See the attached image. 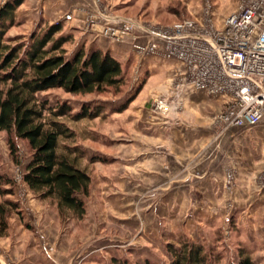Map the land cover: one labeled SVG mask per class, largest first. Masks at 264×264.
Listing matches in <instances>:
<instances>
[{"label": "crops", "instance_id": "obj_1", "mask_svg": "<svg viewBox=\"0 0 264 264\" xmlns=\"http://www.w3.org/2000/svg\"><path fill=\"white\" fill-rule=\"evenodd\" d=\"M94 7V0H24L16 12L21 25L9 35L26 37L62 22L63 29L68 31L65 34L80 35L79 47L85 43L88 50L99 48L114 59L132 55L128 42L113 44L85 32L87 14ZM67 14L72 19L65 22ZM157 59L161 58L139 62L145 69ZM178 65L174 66L179 69ZM170 87L160 84L156 95L172 97ZM179 96L181 108L172 102L165 119L152 115L144 102L131 103L123 116L121 156H112L121 159L122 185L106 178L102 184L91 183L85 199L86 215L77 227L71 220L59 222L55 215L48 216V208L39 200L23 198L21 218L9 219L7 234L0 236V264H71L75 256L83 257L84 264H94V258L109 257L113 248L108 242L117 239L121 243L118 249L136 247L151 251L157 249L155 242L172 240L177 235L198 243L207 240L208 228L227 213L235 224L234 237L252 247L255 264H264V191L254 166L242 164V149H237L239 158L235 159V188L229 197L222 196L227 141L233 138L236 143L250 130L229 131L217 149H212L210 118L224 109L225 98L208 97L192 88H184ZM107 144L113 148L116 143L111 139ZM6 154L8 157V150ZM150 188L155 195L146 203L141 195ZM7 199L17 201L14 196ZM138 231L141 235L132 234L131 239L130 234Z\"/></svg>", "mask_w": 264, "mask_h": 264}, {"label": "trees", "instance_id": "obj_2", "mask_svg": "<svg viewBox=\"0 0 264 264\" xmlns=\"http://www.w3.org/2000/svg\"><path fill=\"white\" fill-rule=\"evenodd\" d=\"M23 2L0 0V134L6 138L13 164L19 162L18 143L26 144L29 160L23 180L34 197L54 207L58 219L80 222L85 216L91 175L83 165L86 154L65 120L91 121L104 110L102 106L83 103L74 112L67 102L50 104L39 95L55 90L81 98L108 90L119 94L127 74L109 52L99 48L86 51L82 45L70 52L66 46L74 44V36L63 33L62 22L33 32L27 40L9 38V32L21 25L16 12ZM132 100L112 111L123 112ZM89 162L102 160L94 157ZM11 185L9 171H2L0 166L1 237L7 234L9 219L21 215L20 206L6 200L12 195ZM234 229L230 218L231 238H235ZM219 231L216 245L224 241L220 228ZM165 252L171 256L170 264H220L223 260L216 246L206 248L182 235L170 240ZM236 254L238 260L233 264H255L252 251L246 246L237 244ZM111 264L128 262L113 259ZM143 264L154 263L145 260Z\"/></svg>", "mask_w": 264, "mask_h": 264}, {"label": "rangeland", "instance_id": "obj_3", "mask_svg": "<svg viewBox=\"0 0 264 264\" xmlns=\"http://www.w3.org/2000/svg\"><path fill=\"white\" fill-rule=\"evenodd\" d=\"M4 1V0H2ZM6 1V0H5ZM104 8L111 11L115 15L119 16H127L130 18H135L141 20L142 22L150 23L155 26H169L173 25L177 22H181L183 20L188 19H200L202 16V11L207 0H97ZM212 5V18L213 22L216 27H221L224 20L232 14L238 6V0H209ZM44 30V29H42ZM68 31L63 29V33L65 34ZM86 32V31H85ZM88 33V32H86ZM90 34V33H89ZM12 35V34H11ZM8 35L9 38L14 39ZM26 37H23L24 40H27ZM74 44L70 46H66L67 49L71 52L74 51L77 47H79V40L80 35L74 34ZM85 46L86 51L87 45L83 43ZM120 55L122 59L116 57L117 60L121 65L123 70L126 72V84L125 86L121 87L119 90V94H115L113 90H108L106 93L101 95H92L87 97H74L71 95L64 94L61 91H49L47 93L40 94L41 99H47L50 104H54L57 101L67 102L69 105L74 107V112H77L79 109L80 104L86 103L90 106H102L103 112L99 118L94 120H83L78 123H71L67 120L65 122L68 124L70 128H72L76 134V142L79 146L84 150L86 156L83 161V165L87 167L90 175H91V183L94 184H102L106 181L104 179H108L114 184L122 185L121 176V159L115 160L112 159V156L115 157L121 156V148H122V140L123 138V116L125 112L129 109L131 103L135 100H138L137 104L144 102V105L149 106V109L152 115H159L160 118L165 119L168 113L164 115H160L153 111V104L157 98L164 99L167 101L170 106H172V102L179 108H181L182 103L180 102L179 93L173 91L172 80L173 76L175 75L176 71L180 70L179 63H171L169 61H165L162 59H157L154 61L153 66L148 68L146 66L145 69L142 68V64L139 62V58L134 55L133 53ZM138 59V60H137ZM121 60V61H120ZM142 60V59H141ZM138 62V63H137ZM179 64V65H178ZM179 66L177 69L175 66ZM171 74V75H169ZM169 80L171 82H169ZM162 84L163 86H170L172 91V97L163 96L158 97L156 95V88ZM133 99L126 107L123 112L117 113L112 110H116L120 108L122 105L127 103L129 99ZM172 98V99H170ZM169 112V111H168ZM218 113V112H217ZM216 114V113H214ZM210 118V132H211V141H210V148L217 149L219 142L223 140L225 134L221 137L220 140L217 141L216 136L213 134L211 129V119ZM111 139L116 143L113 148L110 144H107ZM20 147L19 153V162L18 164H13L9 157H7L6 153L8 147L6 145V138L4 135L0 134V165L2 171H9L11 178L13 177V170L17 166H24L29 160V151L27 146L23 142L18 143ZM222 146V144H221ZM237 149H242V164L245 162L251 163L256 171L261 174L264 171V119L262 123L250 129V132L247 133L245 138H239V141L235 143V139H230L227 141L225 147V157L223 161L226 162V167L224 170V181H223V188H222V196H230L232 191L235 188V176H234V186L231 189L226 188V172L232 171L235 174V168L237 167ZM98 158L102 160V162H96L90 164V159ZM236 159V160H235ZM243 166V165H242ZM107 177H106V175ZM258 175V177H259ZM93 177V178H92ZM103 180L101 182V178ZM166 181L165 183H167ZM259 183V180H258ZM12 195L16 197L17 203L20 206V209L23 204V198L32 200V198L36 199L33 194L27 192V186H13L11 185ZM155 190L153 188L147 189L142 195V201L146 203L149 202L150 197L155 195ZM27 192V193H25ZM101 193H99L100 196ZM33 196V197H32ZM20 198V199H19ZM6 200H8L6 198ZM38 200V199H36ZM137 201V200H136ZM40 202V201H39ZM44 207L48 208V216L55 215L57 217L55 208L52 207L48 202L42 203ZM86 200H85V215H86ZM149 212L150 209H145ZM22 216V211L20 218ZM85 217V216H84ZM15 218V217H13ZM19 218V219H20ZM58 218V217H57ZM230 216L227 215L225 218L220 219L219 223L213 226L211 229L208 228V238L207 240L199 241L198 243L203 244L206 248H211L216 246L217 252H219L223 256V260L220 264H233L236 263L238 258L236 254L237 244H242L249 248H252L249 244L241 241L239 238H231L229 230V221ZM84 219V218H83ZM228 220V221H227ZM59 222H65L70 220H60ZM73 221V220H71ZM83 221V220H82ZM82 221L76 222V227ZM141 223V222H140ZM114 232H117V228L115 226L111 227ZM219 228L223 232V242H220L216 245L215 240L218 238ZM120 232V231H119ZM86 232L84 233V235ZM120 234V233H118ZM140 236L141 231L131 233ZM220 234V233H219ZM187 238V237H186ZM133 239V237L131 238ZM138 238L134 239L137 241ZM120 240V239H117ZM115 240L116 242H108L109 246H111L112 252H110V260L109 257H97L93 259L94 264H111L113 259L116 260H123L128 262V264H137V259L139 260V264H143L145 260H148L154 264H170L172 259L165 252L166 244L171 239H163L158 242H155V246L157 247L156 250L151 251L148 249H137L136 247H127L125 249H118L117 247H121V243ZM240 242V243H239ZM137 244V243H136ZM138 245V244H137ZM136 246V245H135ZM131 249V250H129ZM132 253V257L128 254ZM117 251H122V253H118ZM129 252V253H128ZM84 256V255H82ZM137 256V257H136ZM81 256H75L71 264H84L82 263ZM87 260V259H85ZM83 260V261H85Z\"/></svg>", "mask_w": 264, "mask_h": 264}, {"label": "built area", "instance_id": "obj_4", "mask_svg": "<svg viewBox=\"0 0 264 264\" xmlns=\"http://www.w3.org/2000/svg\"><path fill=\"white\" fill-rule=\"evenodd\" d=\"M5 1V0H4ZM89 11L84 30L113 44L128 42L139 59L161 58L180 64L172 80L173 91L192 88L208 97H223L224 109L213 115L211 129L217 141L229 131H247L264 119V0H238L237 9L221 27L205 2L200 19L169 26H155L104 8L97 0ZM72 19L71 14L63 21ZM170 104L157 98L153 111L164 115ZM23 166L13 170L12 185L25 186ZM226 172V188L234 186ZM264 191V171L258 177ZM228 221V220H227Z\"/></svg>", "mask_w": 264, "mask_h": 264}]
</instances>
